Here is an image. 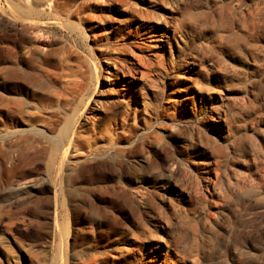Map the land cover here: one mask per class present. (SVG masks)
<instances>
[{
    "label": "rangeland",
    "instance_id": "1",
    "mask_svg": "<svg viewBox=\"0 0 264 264\" xmlns=\"http://www.w3.org/2000/svg\"><path fill=\"white\" fill-rule=\"evenodd\" d=\"M0 264H264V0H0Z\"/></svg>",
    "mask_w": 264,
    "mask_h": 264
},
{
    "label": "bare ground",
    "instance_id": "2",
    "mask_svg": "<svg viewBox=\"0 0 264 264\" xmlns=\"http://www.w3.org/2000/svg\"><path fill=\"white\" fill-rule=\"evenodd\" d=\"M23 3V2H22ZM121 4V3H120ZM33 5H34V7H33ZM33 5L32 4H30V3H24L23 5L22 4H19V5H15V9H16V11L18 12V14H20V13H22V14H20V16L21 15H23L24 14V16L23 17H25V18H27L26 20H31V18L33 19L34 17H36V16H39L40 14H39V7H38V9H37V7L35 8V4L33 3ZM37 6V5H36ZM132 6H130V7H128L126 10H125V13H131V11H135L134 9H132ZM41 12V11H40ZM135 13V15H132L133 14V12L131 13V16H130V18H126L125 20H124V23H125V25L127 26V31H128V34H129V36H131V32H132V29H134V24L136 23V16H139L138 14H136L137 12L135 11L134 12ZM97 16H94V17H92L91 15H89L88 16V18L87 19H89L90 21H92L93 19L95 20H97L98 21V23L100 22L101 24L103 23V25H104V28H107V27H109L110 29H118V26H116L120 21H117V20H114L110 15H107V14H105V10L104 9H102V10H100V11H97ZM38 19H40V17L38 18ZM42 19H44V17L42 18ZM35 22V21H34ZM38 24V23H37ZM36 24V25H37ZM100 25V24H99ZM119 25H120V23H119ZM108 30V29H107ZM102 33V32H101ZM108 33V32H107ZM103 34V33H102ZM101 34V35H102ZM105 35H106V33H104ZM103 34V35H104ZM137 34V33H136ZM135 34V35H136ZM100 35V34H99ZM108 36H109V38H110V40H111V35H112V31H109V33L107 34ZM107 35L105 36V38L107 37ZM87 35H85V37H86ZM123 36V35H122ZM137 36V35H136ZM97 37H99L98 35L96 36V40H97ZM123 38V37H122ZM126 38V37H125ZM124 38V39H125ZM121 39V38H120ZM123 39V40H124ZM100 39L98 38V41H99ZM101 41V40H100ZM102 41H103V39H102ZM101 41V42H102ZM122 41V40H121ZM101 45H102V43H101ZM103 47H105V50L106 51H108L110 54H111V41L110 42H107V43H104L103 45H102ZM90 51H91V53L93 54L94 53V48H91L90 49ZM108 60H110V59H108ZM113 60V59H112ZM99 62V61H98ZM115 62V61H114ZM120 64V63H119ZM119 64H117V67H118V69H119ZM115 67H116V65H115ZM94 72H93V74H92V76L90 77V81H91V85L89 84V86H87V88H85L86 90L84 91L85 93H86V95L84 96V93H83V98H84V102H83V110L81 109V110H75L76 112H74L75 113V115H73L74 116V118H73V116H72V119L70 118V122H68L67 121V123L65 124V125H63V127L61 128V130L59 131L60 132V146H61V148H62V150H63V158H67L66 156H67V154H68V152H69V150H70V148H72V147H74L75 146V143H76V139H75V135H77L76 134V132H81V131H78L77 129H76V125H75V122H76V117H77V120L78 119H80L82 116H83V114L85 113V112H87L86 110H90L89 109V105H90V103L91 102H95L96 100H94V98H93V96L94 95H96V92H97V90H98V82H99V75H98V67L96 66V63H94ZM120 68H121V66H120ZM122 70V69H121ZM100 72V71H99ZM133 73V72H132ZM134 73H136L135 72V70H134ZM137 74V73H136ZM123 75V74H122ZM124 79H126L125 78V76H124ZM92 88H93V90H92ZM101 93V92H100ZM83 98H82V100H83ZM82 102V101H81ZM77 104H78V102H77ZM80 104V103H79ZM92 104V103H91ZM95 104H96V102H95ZM98 104V103H97ZM94 105V104H93ZM92 106V105H91ZM90 106V107H91ZM79 109V108H78ZM69 115V114H68ZM60 116V115H59ZM76 116V117H75ZM68 119V118H67ZM78 122V121H77ZM77 124V123H76ZM53 126V125H52ZM56 127V126H55ZM82 128V127H81ZM59 146V145H58ZM59 146V147H60ZM69 155V154H68ZM106 155V154H105ZM31 189L33 190H37L38 189V187H35V186H32L31 187ZM54 193H55V195H58L59 194V192L57 191V190H54Z\"/></svg>",
    "mask_w": 264,
    "mask_h": 264
}]
</instances>
